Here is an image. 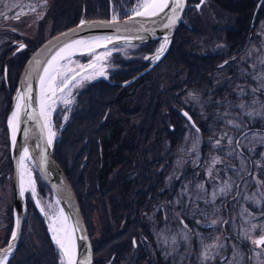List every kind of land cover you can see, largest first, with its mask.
<instances>
[{
    "label": "trees",
    "instance_id": "1",
    "mask_svg": "<svg viewBox=\"0 0 264 264\" xmlns=\"http://www.w3.org/2000/svg\"><path fill=\"white\" fill-rule=\"evenodd\" d=\"M135 1L53 0L48 11L49 18H51L49 23H37L36 35L28 41L31 49L18 57V67L14 65L17 60L16 56H13L12 49L5 48L0 53V77L3 74L7 75L6 71L4 73L3 67L10 62L18 82L19 75L32 53L55 35L77 26L82 20L83 14H85L86 20H110L112 18L111 11H115V13L118 12L119 18H126L130 15ZM208 1L235 18L233 28L217 34L218 40L223 43L219 50L202 54L200 40L204 37L210 41L209 33L204 32L205 29L192 30L190 28L192 21H190L191 23L185 21L178 29L171 50L162 63L120 95L117 94L118 88L106 86L100 81L88 84L76 95L71 115L61 126V132L55 141L54 156L74 189L81 210V197L83 196L81 182L82 178L86 179L88 176L87 206H94L95 192L93 189L97 186V182L93 176L100 160L111 162L114 159H119L121 154L132 150L133 153H141V151L143 153V150L146 153V144L155 142L153 138L158 137L159 129H164L163 135H161L164 142H168L167 139H173L178 134L180 146L182 149L186 147L189 142L191 123L183 114L184 112L190 115L197 128H215L214 133H209L212 135L211 144L221 139L220 137L224 134L218 132V129H236L228 121L240 123V129H236L239 131L264 130V119L259 116L249 117L245 114L254 109L258 110L260 106L251 104V89L249 86L243 85L252 79L254 72H259L260 67L251 69L249 65L240 63L238 60L243 49L245 52L248 51L249 44L253 46V43L256 45L257 41H261L255 33L264 27V0L259 8L262 0H206L200 8H203ZM197 3L199 0H187L184 20H189L188 16L192 17V11ZM111 4H114L113 9ZM200 8L196 9L199 11ZM250 35H252L251 39ZM153 45L156 47L158 43ZM133 54V52H129L127 56L116 55L113 59L116 66L131 67L133 65L135 68L131 67L133 71L130 73L132 77L149 66L148 63L145 69H137L134 64L144 62L146 55L134 57ZM226 61L227 63L224 65ZM241 90L245 92V95L239 94ZM178 91H180L179 95H177ZM193 92L195 99H187ZM258 95L262 98L258 100L264 103V95L256 93L257 97H259ZM128 96L134 99H125ZM162 96L164 99H159ZM241 102L246 105L245 109L235 106ZM11 105L12 98H8L2 119L5 131H3V138L0 139V146L3 144V147H0V173L3 172L5 180L7 176L13 175L7 127ZM108 111L109 114L106 115ZM107 129L108 131H105ZM173 129L174 132H171L170 130ZM256 133L264 135V132L247 133L248 140H245L244 143L262 145L251 139ZM232 134L229 132L228 137L234 138L235 136ZM244 134L239 133L240 136ZM156 143L158 142L156 141ZM222 143L225 144L228 141L224 143V140H221ZM233 144L236 145V141H233ZM100 146H102V151L99 150ZM128 147H132V150H128ZM218 150H220L218 153L221 154L224 149L219 148ZM103 153L104 157L100 159V155ZM234 160L237 161V158ZM83 164H85V171L80 175V167ZM108 165L111 164L105 163L104 167L110 170ZM102 180L103 187L101 189L105 190L108 187L107 176H103ZM187 182L189 184V180ZM182 186L186 188L188 186L186 190H189V185L183 184ZM205 186L207 190H216L213 188L216 185H211L210 182H206ZM39 188L42 194H52L41 178ZM107 198L113 199V197ZM107 198L102 200L104 206ZM181 200L182 207L189 208V198ZM4 216H6L4 227L7 231L4 244L1 246L3 248L8 244L13 231L12 196ZM119 251H121L120 247L108 250L110 255H117L115 264L122 263L120 259L124 257V254ZM59 262L58 249L51 240L44 220L29 197L21 243L17 253L8 264H59Z\"/></svg>",
    "mask_w": 264,
    "mask_h": 264
},
{
    "label": "flooded vegetation",
    "instance_id": "2",
    "mask_svg": "<svg viewBox=\"0 0 264 264\" xmlns=\"http://www.w3.org/2000/svg\"><path fill=\"white\" fill-rule=\"evenodd\" d=\"M52 1L46 0V3L44 0L8 1V3L11 2L10 5L13 3H15L13 5H19L18 7L14 6L13 10L14 13L19 12L21 14L17 20H6L0 17V53L5 48L7 50L12 49L13 56H16L17 60L14 65L17 67L19 65L18 57L31 49L28 41L33 38L28 37L30 30L27 31L24 28L31 23L49 22L51 18H49L48 11L52 6ZM32 6H35V11L32 10ZM0 8L4 7L0 6ZM192 14L189 21H192L193 24L196 22V15L199 14L196 7H194ZM21 23L23 29L19 31L12 29L13 25ZM194 26L192 25L190 28L192 30L197 29V26ZM206 32L209 33L210 40L218 39L215 32ZM34 35H36L35 32ZM216 35L217 38H215ZM255 35L261 39L256 44V48L260 52L264 45V27L258 29ZM251 38L252 35H250ZM21 43L25 45L23 49L19 48ZM252 47L249 44L248 51L245 52L243 49L238 59L240 63H245L249 67H252L249 58ZM139 48L136 47L131 50L134 57L146 55H136ZM8 63L3 67L4 73L6 71L7 75L3 74L0 81V97H2L0 104H4L5 108L8 98H12L18 83L15 79L14 68L10 62ZM131 71L133 70L129 66H116L109 74L108 80L99 81L105 83L106 86L118 88V94L121 89L119 84L126 82L125 80L130 76ZM258 73L254 72V74ZM248 83L252 85V88L256 86L257 81L252 79ZM179 94L180 91L177 92V95ZM194 94V92L191 93L193 99H195ZM256 98L262 99L260 96H256ZM125 99L134 98L128 96ZM159 99H164V96ZM108 114L109 111L106 115ZM192 125L188 137L190 142L184 147L190 153L189 162L186 165H180L182 147L178 142V134L175 138L167 139L168 142H164L161 136L164 129L158 130L160 132L158 137L153 138L155 142L146 144V153L143 149V153L142 151L141 153H133L132 147H128V150L132 151L121 154L119 159H114L111 162L109 160L98 162V168L94 170L93 176L97 182L93 198L94 206H87L88 193L81 197L85 223H87V216L91 220V216L97 214V227L92 234L86 224L93 246L94 264H115L117 255L108 256V251L103 250L106 245L113 241L117 244L115 247L121 248L119 252L124 254L125 259L128 257L132 264H200L197 259V254L200 251V238H203L205 243L217 242V240L222 243L224 248L220 250L221 256L228 260L233 259L235 252L238 254L239 264H264V252L257 248L251 239L246 240L242 235L243 228L249 227V225L244 224V220L248 218L247 213L241 215L242 209H248V212H251L256 218L252 222L257 224V231L252 234V238H258L259 226L264 224V186H258L253 176L261 178V173H264V145L244 143L248 139H244V135H239V133L250 132L263 133L264 130L218 129V132L227 133V136L222 139L224 143L228 141V133L231 132L235 136L232 137V141L240 140L241 146L237 147L233 143L231 145L222 143L219 147H215L214 143H210L212 135L209 134L214 133L215 128L199 129V132H196V123H194L195 128ZM170 131L174 132V129ZM197 137L199 138L198 143ZM194 145L195 151L193 150ZM0 147L2 148L3 144ZM101 147H99L100 151H102ZM219 148L224 149L221 154L218 153ZM250 148L254 150L250 151ZM102 157H104V153L100 155V159ZM213 157H218L220 163L213 165ZM234 158H237V161ZM105 163L111 164L107 166L111 168L110 170L105 169ZM257 164H260L261 167H256ZM221 166L224 168L221 169ZM245 166L246 170H244ZM209 168L212 170L211 175L208 174ZM103 176H107L108 187L105 190L101 189ZM12 179L13 175L7 176L5 180L3 172L0 173V207L5 206L4 203L6 202L7 206L11 203V196L13 200ZM201 182L205 188L203 192L198 191L197 187V184ZM206 182L216 185L213 188L218 190H207ZM226 182L232 186L230 192L227 195L218 194L215 201L212 202V193L214 191L219 193V189ZM81 183H85V178H82ZM183 184L189 185L188 191L186 190L188 186L187 188L184 186V190H182ZM83 187L85 189V184ZM253 196L255 200L260 201L259 205L253 200L245 199V197ZM107 197H113V199L109 200ZM105 198H107V202L104 206L102 200ZM182 198H189V208L182 207ZM97 203L98 206H96ZM5 211L0 210V249L3 248L1 246L4 244L7 231L4 227L6 225ZM214 219L221 222L226 220L229 223H218L210 227L209 225ZM181 220H183V224L180 223ZM185 224L188 229L192 230L190 248L181 236L182 231H187L184 229ZM173 237L176 239L175 244L172 243ZM257 253L260 255L257 256ZM212 264H222V261L218 258L212 261Z\"/></svg>",
    "mask_w": 264,
    "mask_h": 264
},
{
    "label": "snow or ice",
    "instance_id": "3",
    "mask_svg": "<svg viewBox=\"0 0 264 264\" xmlns=\"http://www.w3.org/2000/svg\"><path fill=\"white\" fill-rule=\"evenodd\" d=\"M46 3V0H44ZM203 3V0H199V3H197L196 8H199L200 5ZM187 0H138L137 6L135 9H133L132 15L128 16V20H134L135 17H157L163 14V16L166 18V23L163 24V27L165 29H172L177 22L181 18V12L186 7ZM0 6H3L5 8H8L9 10H12L13 5H10L8 3V0H0ZM18 7L19 5H15ZM32 10L35 11V6H32ZM21 13L16 12L11 17H8L7 14L3 11H0V17H3L4 19H12L17 20L19 19ZM116 17L113 16L110 21L107 22L106 25L103 26H110L111 24L116 22ZM85 21L81 20L80 22V28L82 29L85 26ZM128 21H125V24H127ZM93 25L89 24L88 27H92ZM15 30V29H13ZM140 31L145 30L144 25H140ZM75 31V30H74ZM119 31V29H117ZM65 37L68 36L67 33L63 34ZM141 40H143V37H139ZM59 40V37L56 38ZM113 37L111 36H105V37H96L92 38L89 41L84 40H72L69 43H65L63 47L59 49V51L51 57V59L47 61H41L39 59L34 58L30 71L27 73V78L31 79L32 72L36 71H42L43 75H40L38 77L39 85H40V92L39 96L35 98V101L39 105V112L37 113L35 110L28 116L29 120H32L35 122V126L37 129H39V136L41 143L44 145V147H41V143H38L36 145L37 148L40 149L39 156L41 164L43 165L47 161V149L52 147L54 138H55V131L52 130L51 122H50V116L51 112L54 110V106L57 103L63 104L65 106L70 105L73 102V94L72 89L76 88L80 83L84 80L90 81L91 79L95 78V73H90L89 69H95L96 68V62H100L102 60V56L106 57L110 55V52H105L103 54L96 53L95 49L96 47L102 46L107 47L106 44H103L102 41H107L108 43L113 42ZM118 39V38H117ZM170 43L169 37L164 36L163 37V43H161L159 49L157 50V55L154 56L152 59L158 60L160 58V55L164 53L166 50V46ZM25 47L24 44H20L19 48L23 49ZM47 47V46H45ZM79 50L81 55H89L91 57L90 61L87 64H80L76 63L75 67L72 65L75 63L71 60V56L75 54V52ZM61 61H66V63H60ZM45 64L46 66L41 69L40 65ZM227 63V61L225 62ZM259 64L262 66L259 69L258 74H254L252 76V79L257 81V84L255 87L251 88L252 93V99L251 104L252 105H259V109H254L253 111H248L245 114L249 117L253 116H259L262 119H264V103H261L260 100L256 98V93H260L261 95H264V58L259 59ZM256 65H253V68H255ZM81 73H86L84 75H81ZM99 75L104 76L105 73L101 69L99 71ZM79 77V79H78ZM32 92V85L28 84L27 88L25 89V92L21 94L20 92L17 93L16 96V104L15 108L12 111L11 115L7 119V125L8 129L10 130V139L11 144L15 148L17 146V134L21 131V110H27L28 108L32 107L33 105V96L31 95ZM60 94V96L57 98V94ZM240 95H245V92L241 90ZM23 101V103H21ZM236 107H239L240 109H245L246 105L241 102L235 105ZM71 110L70 108L68 109ZM187 115V113H185ZM65 120H67V116H65ZM228 123L232 124V126L236 129H240L241 124L236 123L234 121H228ZM192 127L195 128V125L193 124ZM196 132H199V128H196ZM46 133V138H45ZM23 135L25 139L27 140L29 136V131L24 130ZM224 136H227V133H224V135L221 137V139H218L214 142L215 147H219L221 144V140L224 138ZM244 139H248L247 133L244 134ZM252 140L264 145V135H260L259 133L253 134ZM199 141V138L197 137V143ZM233 143L232 138L228 137V144L231 145ZM236 146L240 147V140L236 141ZM193 150H196V147L194 145ZM250 151H253L254 149L250 148ZM34 157L29 153L28 147L25 145L20 149V156L17 161V172L19 177V196L24 197L25 193L27 191H31L32 197L35 199L36 197V190H35V181L32 179L31 171L26 166V161L32 160ZM179 163V162H178ZM217 163H220V159L218 157L212 158V164L215 165ZM256 167H261L260 164H257ZM211 168L208 169V174L211 175ZM253 179L255 180L256 184L258 186H264V173H261V178H257L256 176H253ZM198 189L203 192L205 191L204 185L199 184L197 185ZM231 184L225 183L223 187L219 189V193L214 191L212 193L211 201L214 202L217 195H227L231 190ZM199 198V197H198ZM245 199L253 200L257 205L260 204L259 200H255V197H245ZM60 201H57L59 203ZM207 202V201H206ZM37 207L40 208L41 213L45 214L46 218L52 221V223L49 224V231L51 233V240L55 243L57 246L59 256H60V262L59 264H92L91 257L90 256H84L83 258L78 259V246L76 243V237L75 232L79 230V222L77 221L75 226L69 227L67 221L68 216L64 215L63 210L60 211L59 216L57 217L56 214L49 215L47 212H45V209L41 207L40 202L36 201ZM51 206H49V209ZM244 213H247V219L244 220L245 225H249V227H244L242 230V235L244 239H251L252 243L256 245L257 248H260L262 252H264V224H261L259 226L260 228V234L258 238L253 239L252 234L257 231V224L253 223L252 221L256 218L252 215L251 212H248V209H242L241 215ZM180 223L183 224V220L180 221ZM218 223H224L227 224L229 221H218L213 220L211 226H215ZM20 226L19 219L16 220V228L18 229ZM184 229H187V231H182L181 236L182 239L188 243L189 248L191 247L190 241L192 233L191 229H188V226L185 224ZM198 235V234H197ZM80 239H86V237L81 236ZM17 239V231L11 232V240L15 241ZM200 251L197 254V259L199 260L200 264H212V261L220 258L222 261V264H239V261L237 260V253H233V259L228 260L226 257H222L220 250L224 248V245L222 243L212 242V243H205L203 238H200ZM167 243V241H165ZM172 243H176L175 237L172 238ZM14 245L12 243H9L8 247L3 250V255H0V264H7L8 256L11 254V250L13 249ZM260 253H257V256H259Z\"/></svg>",
    "mask_w": 264,
    "mask_h": 264
},
{
    "label": "water",
    "instance_id": "4",
    "mask_svg": "<svg viewBox=\"0 0 264 264\" xmlns=\"http://www.w3.org/2000/svg\"><path fill=\"white\" fill-rule=\"evenodd\" d=\"M205 1L206 0H203V3L200 5V7L205 3ZM262 3L263 0L260 2L258 8L261 6ZM186 9H187V4L184 10L180 14L181 15L180 20L172 29H165L163 27V24L167 22L163 14L151 18L137 16L135 17L134 20H128V17L124 19H116V22L111 24L110 26H103L106 25L107 22L110 20H86L85 14H83L82 20H84L86 23L82 29L80 28V22H81L80 21L77 26L65 30L55 35L54 37L50 38L46 42H44L26 61L21 71L16 90L12 97V105L9 114L10 116L15 108V104L17 102L16 101L17 93L20 92L21 94H23L28 84H31L32 85L31 95L34 98L33 105L32 107L28 108L26 111L23 109L21 110V121H22L20 126L21 131L18 132L17 134V146L15 148L12 146L10 139L11 159L13 164V179H12L13 231H17V239L15 241H12L10 237L8 244L4 248L0 249V255H3V250L8 247L9 243H12L14 245L13 249L11 250V254L8 256L7 264L10 261V259L15 256L20 246L24 221L27 212V197H26L27 192L25 193L24 197L19 196V177L17 172V161L20 156V149L25 145L28 147L29 153L34 157V159L29 161L32 164V167L33 166L35 167L36 169L35 173H37L41 178V180L49 187L55 199L57 201H60L58 204L63 210L64 215L68 216L67 222L69 226L70 227L75 226L77 221L79 222V230L75 232L76 243L78 246V252H77L78 259L83 258L84 256H90L91 262L92 264H94L93 246L80 208V204L78 202L74 189L72 188L68 178L66 177V175L64 174L58 163L56 162L54 156L55 142H53L52 147L47 149L46 163L42 165L40 161V156H39L40 149L36 147L38 143H41L39 136V129L36 128L34 121L28 119V116L34 110L37 113L39 112V105L35 101V98L39 96V92H40L38 77L40 75H43V72L33 71L31 79H28L27 73L33 67L31 62H33L34 58L39 59L41 61H47L51 59V57L54 56L59 51V49L63 47L65 43H69L72 40L89 41L92 38H96V37H105V36L113 37L114 39L112 43H108L107 41H102L107 45V47H101L100 49L102 50L118 49L125 47H138V46L149 45L152 43H158L154 52L148 55L146 58V61L149 63V66L145 70H143L142 72L131 78L129 81L119 84L121 89L118 95H120L126 88L130 87L131 85L136 83L139 79L152 72L166 58L173 45L175 35L179 27L183 23ZM126 20L128 21L127 24H125ZM89 24L93 26L88 27ZM141 24L144 25L145 30L143 31L139 30ZM117 29H119V31H117ZM65 33L68 34L67 37L63 35ZM164 36L169 37L170 43L166 46V50L162 55H160V58L158 60L152 59L154 56L157 55V50L159 49L161 43H163ZM57 37H59V40L56 39ZM139 37H143L144 39L141 40ZM45 66L46 65L43 63L40 65L41 69ZM21 103H23V101H21ZM185 113L187 112H184L183 114L185 115ZM185 117L190 121L191 124H194L192 118L188 113L187 115H185ZM24 130L29 131V136L27 140L23 135ZM45 138H46V133H45ZM41 147H44L42 143H41ZM33 178H34V173H33ZM30 198L32 199L37 212L40 214L41 218L44 220L49 230L48 227L49 225L45 214L41 213L40 208L37 207L36 201H38V197L36 196L34 199L32 195H30ZM17 219H19L20 221V226L18 229L16 228ZM81 236L86 237V239H80L79 237Z\"/></svg>",
    "mask_w": 264,
    "mask_h": 264
},
{
    "label": "rangeland",
    "instance_id": "5",
    "mask_svg": "<svg viewBox=\"0 0 264 264\" xmlns=\"http://www.w3.org/2000/svg\"><path fill=\"white\" fill-rule=\"evenodd\" d=\"M137 2H138V0L135 1L134 6L132 8V11H133V9L136 8ZM10 3L11 2H9V4ZM13 4H15V3H13ZM111 5H112V9H113V5L114 4H111ZM14 6L15 5H13V7ZM13 7H12V10H9L8 8H5V7L4 8H0V11L5 12L7 14V16L11 17L14 14V12H15L13 10ZM114 10H115V7H114ZM198 12H199V14L197 15L196 22L193 23L192 25H195L194 27L197 26V28L200 27L203 30L205 29L204 32L210 31V32H215L216 34H220L221 32H224V31L234 27V21H235L234 16H232L229 13L221 10L220 8H218L217 6L213 5L209 1L205 4V6L203 8H200V10ZM117 13H115V11H111V16L112 17L115 16L117 18V16H118ZM188 17L190 18V16H188ZM185 21L186 22H190L188 19H186ZM22 27H23V24L21 23V24L13 25L12 29H15V30L19 31V30L23 29ZM24 29H26L27 31L30 30V33H29L30 35L28 34V37H30V38L35 37L34 32L36 34L37 23L27 24ZM215 38H217V35H216ZM222 45H223V43L221 42V40H218V39L208 41L207 39L202 37V39L200 40V46L202 48L201 49V53L202 54H207L209 52H214L216 50H219L222 47ZM262 47L264 48V45ZM262 47L260 49V52L256 48V45L255 46L253 45V47L251 48V50L249 52V58L251 60L250 61V66H252V67H250L251 69H254L253 68L254 64H256V65L259 64V59L260 58H264V49ZM135 48L136 47H125V48H118V49H114V50L108 49V50H111V51H109L110 55L106 56L104 60H101L100 62H96V68L95 69H89L88 70L90 73H93V72L95 73V78L91 79L90 81L84 80L76 88L72 89L73 102L70 105H67V106H65L63 104H60V103H57L54 106V110L52 111L53 114L51 116L53 131H55V133H56V137H55L54 142L56 141V139L58 138V136H59V134L61 132V128H62L61 126L67 121V120H65V116H67V119H69V117L71 115V110L69 111L68 109L69 108L71 109L73 104L75 103L76 95L81 90H83V88H85V86H87L88 84L96 83L97 81L102 80V79H108V74H110L111 70L114 67H116V65H114V63H113L114 57H116V55H126L127 56L128 53L131 52L132 49L134 50ZM155 48L156 47H154L153 43L149 44V45L140 46L138 52H136V55L146 54V58H147L148 55H150V54H152L154 52ZM108 50L106 49L105 51H108ZM102 52H104V50H102V49L96 50V53L100 54ZM149 52H151V53H149ZM147 53H149V54H147ZM146 58H145L144 62H141V63H138V64H134L137 67V69H145V67L148 64V62L146 61ZM90 59H91V57L89 55L74 54V55L71 56V60L73 62H75L72 66L75 67L76 63L87 64L90 61ZM140 59H142V58H140ZM245 60L247 61V58H245ZM61 63H66V61H62ZM131 67L135 68L133 65ZM256 67H261V65L259 64ZM101 69L105 73L104 76L99 75V71ZM81 74H86V73H81ZM133 77L132 76H128L125 81H129ZM1 78H2V76L0 77V79ZM243 85H246V87L249 86V89H251V86H252L249 83L243 84ZM239 94H240V91H239ZM59 96H60V94H58L57 98ZM192 97H193L192 95L188 96L187 99H193ZM208 99H211V98H208ZM1 102H2V97H0V103ZM4 108H5V105L4 104H0V138L1 139L3 138V130H4L3 125H2L3 124L2 123V119L4 117V112H3ZM7 127H8V125H7ZM9 136H10V132H9ZM189 155H190V153H189L188 149L184 148V149L181 150V152H180V165L181 166L186 165L187 162H189V158H190ZM244 170H246V166H245ZM32 171L34 173L35 190H36V192H38V193H36L37 194L36 196L38 197V201L41 203V206L45 209V212H47L49 215L56 214L57 217H58L60 211L62 210L61 207L59 206V204L57 203V200L55 199V197L52 194H50V193H46V194L43 193L42 194V191L39 188L40 178H39V175L37 173H35L36 169H35L34 166L32 167ZM83 171H85V166L80 167V175L83 174ZM87 180H89V176L85 179V183H82V188H81V192L83 190V193H81L82 195H86L88 193ZM83 184L86 185V189H84ZM182 189H183V186H182ZM11 192L13 193V191H11ZM93 192H96V186L94 187ZM9 195H10V193H9ZM30 195H31V191L29 190L26 193L27 199H28V197ZM4 204H6V205L5 206L2 205L0 207L1 211H5V209L7 208L6 207L7 206V202L4 203ZM49 206H51L50 209H49ZM96 206H98V203H97ZM96 218H97V214H96V216L92 215L91 216V220H90V218H88V216H87V219H86L87 220L86 224H87V226H89V230L91 231V234H92V232H94L95 228L97 227ZM47 221H48V225L52 222L49 219H47ZM115 245H117V244H115V241H113V242H111V244L106 245L103 248V250H105V251L107 250L108 251L109 249L115 247ZM108 256H110L109 253H108ZM121 259H120V261H121ZM102 264H105V263H102ZM119 264H132V262L129 261L128 257L126 259L123 257L122 263H119ZM137 264H139V263H137Z\"/></svg>",
    "mask_w": 264,
    "mask_h": 264
},
{
    "label": "bare ground",
    "instance_id": "6",
    "mask_svg": "<svg viewBox=\"0 0 264 264\" xmlns=\"http://www.w3.org/2000/svg\"><path fill=\"white\" fill-rule=\"evenodd\" d=\"M185 14H186V12H185ZM185 16V15H184ZM180 28V27H179ZM103 44H106V43H104V42H102ZM102 46H99V47H96V49H95V51L96 50H98V49H100ZM112 50H114V49H112ZM109 51H111V50H108V51H105L104 50V52H102V53H100V54H103V53H105V52H109ZM75 54H80V52H79V50H77L76 52H75ZM105 59V57L104 56H102V60H104ZM62 62V61H61ZM60 62V63H61ZM82 75H84V74H82ZM79 79V78H78ZM59 94V93H58ZM58 94H57V96H58ZM52 112H51V116H52ZM51 116H50V122H51V126H52V118H51ZM52 130H53V126H52ZM55 137H56V135H55ZM54 140H55V138H54ZM26 163V166H27V168L31 171V174H32V179L34 180V178H33V172H32V164L30 163V161L28 160V161H26L25 162ZM83 166H85V164H83ZM52 223V222H51Z\"/></svg>",
    "mask_w": 264,
    "mask_h": 264
}]
</instances>
